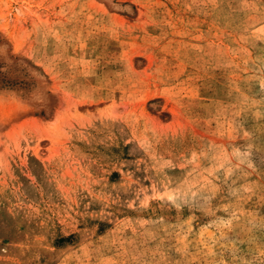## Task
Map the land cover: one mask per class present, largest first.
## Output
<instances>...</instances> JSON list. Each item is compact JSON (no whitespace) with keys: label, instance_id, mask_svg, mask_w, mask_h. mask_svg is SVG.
I'll return each instance as SVG.
<instances>
[{"label":"rangeland","instance_id":"obj_1","mask_svg":"<svg viewBox=\"0 0 264 264\" xmlns=\"http://www.w3.org/2000/svg\"><path fill=\"white\" fill-rule=\"evenodd\" d=\"M0 264H264V0H0Z\"/></svg>","mask_w":264,"mask_h":264}]
</instances>
